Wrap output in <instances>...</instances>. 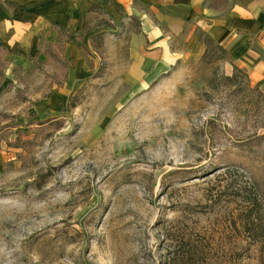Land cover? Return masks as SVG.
I'll return each mask as SVG.
<instances>
[{"label":"rangeland","instance_id":"obj_1","mask_svg":"<svg viewBox=\"0 0 264 264\" xmlns=\"http://www.w3.org/2000/svg\"><path fill=\"white\" fill-rule=\"evenodd\" d=\"M92 11L101 53L80 50L83 67L55 32L4 56L0 264H167L179 233L206 242V264H258L256 246L229 261L237 200L210 188L234 141L264 131L260 79L198 27L153 57L130 48L138 19Z\"/></svg>","mask_w":264,"mask_h":264},{"label":"crops","instance_id":"obj_2","mask_svg":"<svg viewBox=\"0 0 264 264\" xmlns=\"http://www.w3.org/2000/svg\"><path fill=\"white\" fill-rule=\"evenodd\" d=\"M94 5L116 22L138 19L140 32L133 33L129 43L133 51L142 47L158 57L168 52L169 39L198 27L224 47L236 65L246 68L251 79L264 77V0H0V46L22 51L41 36L55 32L59 38L60 25L71 33L65 42L67 58L74 56V65L83 67L85 58L74 41L92 47L91 36L101 30L89 26Z\"/></svg>","mask_w":264,"mask_h":264},{"label":"trees","instance_id":"obj_3","mask_svg":"<svg viewBox=\"0 0 264 264\" xmlns=\"http://www.w3.org/2000/svg\"><path fill=\"white\" fill-rule=\"evenodd\" d=\"M56 29L58 36L62 37V42H66L71 33L60 25H57ZM101 34L102 32H98L91 36V45L99 53H101V44L97 45V38ZM205 39L204 43L207 48L208 45H211L214 50L224 52L229 56L228 52L209 34H206ZM76 45L83 53L87 52V48L79 40H76ZM5 54H7L6 48L0 46V83L5 73L3 68L6 61ZM233 66L234 69L238 68L236 65ZM224 78L232 80L236 78V74L233 72L232 75H226ZM262 83H264V78L259 80L254 87L260 101H264V91L258 88ZM261 126H264V122ZM234 142L236 147H233V151L228 154L227 162L220 161L221 164H232V166H228L219 178L217 176V181L211 186L210 190L212 192L214 189L221 188L222 195L230 193V198L234 201L237 200L235 201L237 211L231 214L230 219L231 226L238 230L239 234L231 235L240 239L238 243L241 246V251H228L227 253L231 257L229 261H232L234 255L249 257L251 247L256 246L258 248L256 256L258 264H264V233L262 231L263 223H261V214L264 212V131H254L252 134H248ZM257 152L261 154L260 160L255 156ZM219 167H211L209 170H205L207 172H205V175ZM171 240L173 244L167 250L165 259L167 264H206L211 248L206 251L205 241L194 239L184 233L173 234ZM243 243L244 246H242ZM231 245L233 244L231 243Z\"/></svg>","mask_w":264,"mask_h":264}]
</instances>
